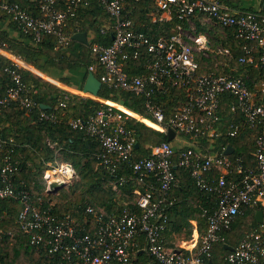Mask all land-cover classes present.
<instances>
[{
	"label": "built area",
	"instance_id": "1",
	"mask_svg": "<svg viewBox=\"0 0 264 264\" xmlns=\"http://www.w3.org/2000/svg\"><path fill=\"white\" fill-rule=\"evenodd\" d=\"M98 1L114 18L113 23L100 29L104 35L110 33L112 40L104 43L91 36L88 46L95 61L89 69L101 70L98 78L102 83L144 95L149 116L43 76L23 55L2 42L0 72L7 80L5 87L0 88V113L20 105L30 112L37 110V121H60L69 96L52 110L42 107L35 98L37 89L24 79L27 70L66 90L104 102L107 107L98 109L90 117H70L67 123L99 142V163L114 175L108 184L118 190L132 181L136 196L119 212H109L86 202L84 222L74 210L56 213L54 198L79 177L74 164L62 160L60 148L47 137V145L54 149V154L50 159L42 157L44 188L33 190L21 178L25 157L22 145L15 134L7 135L0 130V198L18 202L16 222L39 253L35 264H132L141 250L157 264H203L212 256L215 243H227L226 233L240 213L264 205V13L235 9L224 0H153L161 11L159 16L154 14V21L178 19L171 34L154 36L136 28L127 7L128 0ZM88 4L89 0H66L60 8L58 0H40L35 10H29L17 1L0 0V15L8 14L35 42H40L46 34H55L59 47L73 39L74 31L68 33L67 28ZM198 14L233 31V38L240 42L242 51L238 62L256 64L262 71L256 91L250 87L248 76L201 71L202 58L208 62L219 55L230 58L233 50L225 45L215 47L206 34L197 32L194 19ZM139 59L143 62L142 71L129 72L127 62ZM175 88H183L185 94L175 95L178 105L167 115L163 95L173 93ZM225 95L233 99L228 103L231 116L226 124L222 113ZM131 119L141 120L166 134L172 128L174 139L180 133L194 140H208L215 152L196 145L179 146L177 150L173 139L151 145V156L135 160L137 140L128 126ZM246 127L260 129L249 161L242 155L225 153L230 144L227 138L237 136ZM216 141L219 144H214ZM31 165L32 161L27 160L25 166ZM178 167L188 170L197 187L214 198L200 206L204 232L173 247L165 242L164 231L169 223V209L177 201L169 193L179 184L175 171ZM120 168H130L132 177L119 175ZM54 183L60 186L58 191H53ZM194 230H200L197 221H194ZM5 235H14V231L1 227L0 238ZM232 246L225 256L226 264H264V225L249 230Z\"/></svg>",
	"mask_w": 264,
	"mask_h": 264
},
{
	"label": "trees",
	"instance_id": "2",
	"mask_svg": "<svg viewBox=\"0 0 264 264\" xmlns=\"http://www.w3.org/2000/svg\"><path fill=\"white\" fill-rule=\"evenodd\" d=\"M10 1H17L29 10H35L40 0ZM242 1L226 0L231 5H238ZM65 3L66 0H58L60 8H63ZM127 7L130 10V16L136 21V28L151 32L154 36L171 34L173 27L178 22L176 17L168 21L152 20L154 14H158V16L161 14L153 0H128ZM260 8V11L264 13V0ZM249 10L258 9L249 8ZM198 16H201V14L196 17ZM113 21L114 18L106 13L98 0H89L88 6L80 9L76 19L71 21L67 32L85 30L88 34L94 35V40L110 43L112 40L111 34L104 35L100 29L103 25L111 24ZM201 29L203 27L198 24L197 31L200 32ZM225 30L231 36V39L228 38V41H224V45L230 46L233 50V57L228 58V61H231V65L236 67V69L232 71L229 67H226L223 71H220L218 66L221 65L223 67L220 62L217 66H213V64H209L207 59L202 58L200 60L201 71L216 70L218 73L228 72L233 75H248L250 78L260 82L262 78L260 67L256 64H241L238 62V56L242 52L240 42L234 40L232 30L229 28H225ZM57 41L56 35L50 33L46 34L40 42H35L29 34L24 33L16 26L8 14L3 13L0 15V42L6 43L8 48L17 54L23 55L30 64L47 74L40 71L43 76L57 82L61 81L75 91L79 90L73 87L82 90L90 72L89 65L95 61L90 54L89 46L84 42L72 39L68 45L58 47L56 46ZM223 59L226 58L222 56L220 61H223ZM142 65V59L130 60L127 62L126 67L129 72L137 73L142 71ZM0 71H2L1 66ZM100 71L98 69L94 73L98 76ZM4 77V74L0 72V88L6 85L7 79L6 77L3 79ZM24 79L31 82L37 89L35 98L39 103L50 106L46 108L47 110L54 109L61 99H66V95L69 96L66 99L67 106L60 115V121L57 123L37 121V110L30 112L20 105L4 109L0 113V130L7 135L15 134L18 142L22 145L21 149L25 157L21 175L28 186L37 191L44 188V182L41 177V170L44 167L42 157L50 159L54 154V149L47 145L46 138L48 137L56 143V148H60V158L72 162L79 174V180L72 186L70 191L64 188L60 191V203L55 204L53 208L56 213L62 214L63 212L74 210L73 213L77 215L81 222H84L83 205L86 202L98 204V206L104 207L109 212H119L125 203L131 204L134 196V183L129 181L124 186H119L118 190H114L108 184V181L114 175L107 172L97 158V153L100 151L99 142L92 141L84 131L72 129L67 123L70 117L86 119L98 109L107 107V104L66 90L30 70L24 72ZM248 83L250 86L253 84L250 79ZM173 90V93L163 95L162 99L167 115L172 113L174 107L178 105L176 96L182 97L185 94L183 88H175ZM99 96L119 102L145 116H149L144 105L146 100L144 95L132 91H124L103 83ZM232 100V96H224V110L222 112L224 117L231 116L228 110V103ZM128 126L133 129L136 140L139 143V146L134 151L135 160L151 156V145L168 140L166 133L149 126L141 120L131 119L128 121ZM259 133L260 129L258 128L246 127L237 136L227 138L228 143L235 147L233 155H242L246 161H249L251 152L256 147V139ZM178 149H180L179 146L177 147ZM27 160L32 161V165L29 167L25 166ZM175 171L179 178V184L170 190L169 195L175 197L177 201L169 209V223L164 231V240L169 246L171 245L170 242L166 241L168 231L173 229L182 230L185 226L191 232L193 229L192 218H197L198 222H202V224L199 223L200 230L201 233L204 232L205 221L200 214V205H207L214 198L211 193L202 191L197 187L188 170L178 167ZM118 174L132 177V170L130 168H120ZM117 196L124 197L125 202L120 204ZM190 199H193L194 202L189 204L188 201ZM17 205L18 202L14 199L0 198V228L14 231V235H5L0 238V264H28V260H20L23 256L27 259L29 257L33 263H36L40 257L36 247L30 244L28 236L22 232L16 222ZM259 209H264V205L247 208L243 213H240L232 228L226 233L227 243H215L212 249V256L206 259L203 264H226L225 256L229 251L228 245H236L246 232L264 225L258 222L255 216L256 211ZM91 221L92 219L89 218V222ZM88 228L91 229L89 225ZM140 241V246L142 247L144 245L143 236H141ZM143 259L152 260L153 264H156V260L150 255L139 259V253L132 260V264H139L141 260L144 261Z\"/></svg>",
	"mask_w": 264,
	"mask_h": 264
},
{
	"label": "crops",
	"instance_id": "3",
	"mask_svg": "<svg viewBox=\"0 0 264 264\" xmlns=\"http://www.w3.org/2000/svg\"><path fill=\"white\" fill-rule=\"evenodd\" d=\"M226 2V0H224ZM263 0H243L241 3H238V5H231L229 4L230 6H233L235 9H239V10H249V8H256L258 10H260V5L262 3ZM153 17V16H152ZM152 20H154V17L152 18ZM195 25H196V29L198 28V24L199 26L203 27V29L200 30L199 33H204L206 34L207 36L210 34L211 35V31L209 30L210 27L214 28L213 26L211 25H214V26H219L217 24H214L213 22L209 21L208 19H206L204 16H198L196 17L195 19ZM198 21V22H197ZM219 28H221L222 30H225V28H223L222 26H219ZM198 32V31H197ZM226 40L225 41H228V38L231 39V36L226 33ZM92 35L88 34V39L91 38ZM208 38L210 39L211 42H213V38L209 37ZM223 38V37H222ZM224 39V38H223ZM218 41V40H217ZM82 42V41H81ZM225 56H223L224 58ZM226 59H223V61H220V63L223 65V68L225 69L226 67L230 68L232 71H234L236 69V67H233L231 65V61H228V57H225ZM210 64V63H209ZM218 65V63H217ZM35 68V66H34ZM38 69V68H37ZM40 70V69H38ZM41 71V70H40ZM42 72V71H41ZM44 73V72H42ZM228 73V72H227ZM46 74V73H44ZM47 75V74H46ZM97 75V74H96ZM248 76V75H247ZM249 77V76H248ZM250 78V77H249ZM58 80V79H57ZM254 80V81H253ZM59 81V80H58ZM250 81H252V86H250L253 90H257L259 88V84L258 83L259 81H256L254 78H250ZM61 82V81H60ZM63 83V82H61ZM65 84V83H63ZM67 85V84H65ZM69 86V85H68ZM77 90H79L78 88L76 87H73ZM65 89V88H64ZM72 89V88H71ZM225 124L228 122L227 120H229V116L225 117ZM174 139V138H173ZM174 143L177 145V146H186V145H196L197 147L199 148H202V149H206L208 150L209 152L211 153H214L215 151L212 150V145H209V143L211 142H208V140H205V139H201V140H194L193 138H190V137H186V136H181L177 139H174L173 140ZM219 144V141H216L214 142V144ZM212 144V143H211ZM229 145H232L231 143ZM233 146V145H232ZM234 147V146H233ZM234 151H235V147H234ZM233 151V152H234ZM21 178H23L21 176ZM194 200L193 199H190L188 201V203H193ZM201 206V205H200ZM17 208H18V205H17ZM194 221H197L198 225H199V228H200V224H202V222H198L197 218H192L191 219V222L193 224V229L191 230V232L189 230H187V228L184 226L182 228V230H169L168 231V234H166V241L170 242V246H181L182 244H185L187 242L190 241L191 238H195L197 236V234H201V230H194ZM200 223V224H199ZM203 227V226H202ZM180 241V242H179ZM179 242V243H178ZM143 253V254H142ZM142 254V255H141ZM148 256L149 254L146 252V251H139V259L142 258L143 256ZM137 257V256H136ZM145 260V259H143ZM142 263V260L139 264ZM157 264V263H156Z\"/></svg>",
	"mask_w": 264,
	"mask_h": 264
},
{
	"label": "water",
	"instance_id": "4",
	"mask_svg": "<svg viewBox=\"0 0 264 264\" xmlns=\"http://www.w3.org/2000/svg\"><path fill=\"white\" fill-rule=\"evenodd\" d=\"M73 39L79 40L84 42L85 44H89V39H88V32L83 30V31H77L74 32L72 35ZM103 83L102 81L96 76V74L92 71L89 72L88 77L83 84L82 90L84 92L91 93L93 95L98 96L101 90ZM42 107L44 108H49L50 106L47 104H42ZM168 140H173V137L175 136V131L172 128L168 129ZM139 146V143L136 142V147ZM234 151V147L232 145H228L227 149L225 150V153H232ZM53 191H58L60 186L57 184H52ZM256 219L258 222L261 224H264V209H259L255 213ZM228 249H233L232 245H228Z\"/></svg>",
	"mask_w": 264,
	"mask_h": 264
},
{
	"label": "rangeland",
	"instance_id": "5",
	"mask_svg": "<svg viewBox=\"0 0 264 264\" xmlns=\"http://www.w3.org/2000/svg\"><path fill=\"white\" fill-rule=\"evenodd\" d=\"M211 26H213L214 28H212V27H210V31H211V35L209 34L208 36L209 37H211V38H213L214 40H213V42L216 44L215 45V47L216 46H222V45H224V41L226 40V30H222L221 28H219V26H214V25H211ZM224 39H223V38ZM218 40V41H217ZM221 58H222V56H218V58H216V57H213V58H211L212 60H210V64H213V66H217V63H219L220 62V60H221ZM219 67V70L220 71H223L224 70V68L221 66V65H219L218 66ZM181 136H183L182 134H178V138L179 137H181ZM79 180V177H77V179H75V180H73L72 182H71V184L69 185V186H67V187H65L64 189H66L67 191H70L71 190V188H72V186L77 182ZM59 196H61V194H58V195H56V197L54 198V200H53V202L55 203V204H58V203H60V198H59ZM86 196H87V194H86ZM136 195L134 194V196H133V199H134V197H135ZM88 197V196H87ZM61 199H63L62 197H61ZM117 200L119 201L120 200V204H122V203H124L125 202V199H124V197H122V196H117ZM95 205H97L98 206V204H95ZM180 242V241H179ZM178 242V243H179ZM30 258L28 257V259L26 258V257H21L20 258V260L21 261H27L28 260V264H35V263H33L32 262V260L30 259ZM134 264V263H133ZM141 264H153V261L152 260H149V259H147V260H144V261H142V263Z\"/></svg>",
	"mask_w": 264,
	"mask_h": 264
}]
</instances>
